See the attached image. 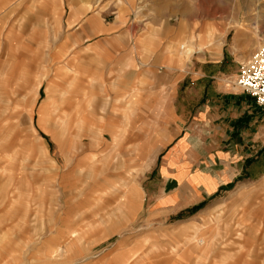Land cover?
<instances>
[{
    "label": "rangeland",
    "instance_id": "rangeland-1",
    "mask_svg": "<svg viewBox=\"0 0 264 264\" xmlns=\"http://www.w3.org/2000/svg\"><path fill=\"white\" fill-rule=\"evenodd\" d=\"M133 43L166 45V64H137ZM263 43L264 0H0V264H264V110L245 171L209 196L173 98L131 88L134 70L172 81L182 46L183 77L235 81L252 54L233 47Z\"/></svg>",
    "mask_w": 264,
    "mask_h": 264
},
{
    "label": "crops",
    "instance_id": "crops-1",
    "mask_svg": "<svg viewBox=\"0 0 264 264\" xmlns=\"http://www.w3.org/2000/svg\"><path fill=\"white\" fill-rule=\"evenodd\" d=\"M166 45L157 49L158 51H150L145 55L140 52L138 45L133 43L128 45L131 50L133 59L137 64L147 67L166 64ZM193 51V50H191ZM201 49H198L200 52ZM190 53L186 50V46L181 47L180 54L175 57V64L178 65L175 71H180L176 74L174 71L172 81L164 77L155 80H146L145 74H132V80L135 83L132 90H158L162 94V98L171 96L173 98L172 108L164 109L163 114H169L170 121L174 122L175 135L181 138V145L188 146L189 159L185 157L184 161L191 163H205V169L200 170L199 176L206 179V173L209 172V196L216 193L221 186L230 183L236 177L241 176L245 171L246 159L243 156L245 148L254 145L256 141H260V134L257 126L259 119V111L262 109L256 104L255 100L247 94L239 91L234 87V82L229 79H223L219 69L220 66H214L215 74L206 75L197 68L190 69L183 77L182 70L179 65L183 62V57L187 60L195 53ZM237 49L233 47L232 54L234 62L241 64L251 54H254V46H248L242 54L237 55ZM251 55V56H252ZM251 58V57H250ZM224 56L219 58L217 62L223 61ZM243 60V61H242ZM160 62V63H158ZM217 64V63H215ZM214 64V65H215ZM135 68V67H134ZM138 74V73H137ZM209 77V80L207 78ZM188 79L189 88L185 89V80ZM198 80L203 81V86L199 90ZM173 84V91L171 94L166 92V88ZM150 83L152 85L150 86ZM35 87L30 86L25 90L28 93L33 92L34 102L30 105V121L33 125L32 110L39 96V91ZM183 88L185 89L183 93ZM184 95V96H183ZM46 101V100H45ZM44 106L38 110V125L43 126ZM262 116V114H260ZM82 130H86L87 135L94 136L93 141L98 135L99 130L94 125L85 123L83 118L78 123ZM87 127V128H86ZM35 129L34 125L31 127V133ZM257 129V130H256ZM94 142L89 143L90 146ZM180 154H183L180 150ZM186 155V153L184 154ZM187 156V155H186ZM252 163V161H250ZM205 170V173H202ZM255 181L260 179V174L253 175ZM259 176V177H258Z\"/></svg>",
    "mask_w": 264,
    "mask_h": 264
},
{
    "label": "built area",
    "instance_id": "built-area-1",
    "mask_svg": "<svg viewBox=\"0 0 264 264\" xmlns=\"http://www.w3.org/2000/svg\"><path fill=\"white\" fill-rule=\"evenodd\" d=\"M234 87L252 97L264 110V43L240 65Z\"/></svg>",
    "mask_w": 264,
    "mask_h": 264
},
{
    "label": "bare ground",
    "instance_id": "bare-ground-1",
    "mask_svg": "<svg viewBox=\"0 0 264 264\" xmlns=\"http://www.w3.org/2000/svg\"><path fill=\"white\" fill-rule=\"evenodd\" d=\"M261 45H262V44H261ZM259 47H260V46H259ZM259 47H258V48H259ZM258 48H257V49H258ZM257 49H256V50H257ZM254 53H255V52H254Z\"/></svg>",
    "mask_w": 264,
    "mask_h": 264
}]
</instances>
